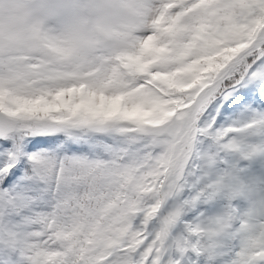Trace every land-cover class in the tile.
<instances>
[{
  "label": "snow or ice",
  "instance_id": "snow-or-ice-1",
  "mask_svg": "<svg viewBox=\"0 0 264 264\" xmlns=\"http://www.w3.org/2000/svg\"><path fill=\"white\" fill-rule=\"evenodd\" d=\"M0 264H264V0H0Z\"/></svg>",
  "mask_w": 264,
  "mask_h": 264
}]
</instances>
